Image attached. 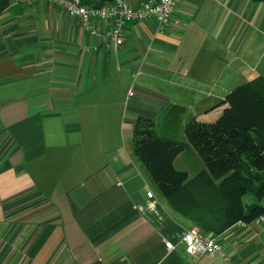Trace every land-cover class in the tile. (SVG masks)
Listing matches in <instances>:
<instances>
[{
  "label": "crops",
  "instance_id": "crops-1",
  "mask_svg": "<svg viewBox=\"0 0 264 264\" xmlns=\"http://www.w3.org/2000/svg\"><path fill=\"white\" fill-rule=\"evenodd\" d=\"M175 16L180 24L162 30L128 24L116 46L105 24L91 36L46 0H9L0 13V264H230L188 257L182 239L195 223L138 159L134 130L139 116L156 130L167 109L218 113L230 89L264 76V0H180ZM183 131L156 133L187 142ZM196 153L188 143L175 167L190 177L205 169ZM216 236L233 263L264 264V223Z\"/></svg>",
  "mask_w": 264,
  "mask_h": 264
},
{
  "label": "trees",
  "instance_id": "trees-1",
  "mask_svg": "<svg viewBox=\"0 0 264 264\" xmlns=\"http://www.w3.org/2000/svg\"><path fill=\"white\" fill-rule=\"evenodd\" d=\"M8 4L0 0V13ZM222 105L214 120L186 123L187 142L159 136L150 117L139 116L134 130L135 153L171 206L216 235L264 210V76L234 88ZM188 143L206 166L191 177L174 165Z\"/></svg>",
  "mask_w": 264,
  "mask_h": 264
},
{
  "label": "built area",
  "instance_id": "built-area-1",
  "mask_svg": "<svg viewBox=\"0 0 264 264\" xmlns=\"http://www.w3.org/2000/svg\"><path fill=\"white\" fill-rule=\"evenodd\" d=\"M28 3L34 0H24ZM63 10L67 15L76 18L91 36L102 33L106 25L105 36L116 46L125 43V28L133 22L154 21L162 30L170 25H179L175 16L180 0H46ZM132 94V91H130ZM153 197L152 191L147 192ZM251 223H264V210L252 222L239 221L238 224L247 227ZM185 252L191 260H197L202 255L218 258L221 261L232 262L218 237L213 233H205L194 225L183 236ZM169 249L174 248L172 242L166 243Z\"/></svg>",
  "mask_w": 264,
  "mask_h": 264
},
{
  "label": "rangeland",
  "instance_id": "rangeland-1",
  "mask_svg": "<svg viewBox=\"0 0 264 264\" xmlns=\"http://www.w3.org/2000/svg\"><path fill=\"white\" fill-rule=\"evenodd\" d=\"M261 56L257 57V61H259V71H264V55L262 53ZM247 78L245 80H242L239 85L245 83ZM230 89L229 91H232ZM199 107V106H197ZM219 115V114H218ZM216 113H212L207 116H202L200 112H196L195 108H189L185 107L181 109L178 112H170L168 109L164 111V113L160 116V118L157 121V132L162 135H167L168 137H172L175 139H181L183 137V129L186 125V123L193 117L196 116L198 119L201 120H214L217 116ZM170 120H169V119ZM169 128H172L174 132L169 131ZM197 152V151H196ZM188 154V153H186ZM198 154V153H196ZM199 156V155H197ZM201 158V157H200ZM202 160V159H201Z\"/></svg>",
  "mask_w": 264,
  "mask_h": 264
}]
</instances>
